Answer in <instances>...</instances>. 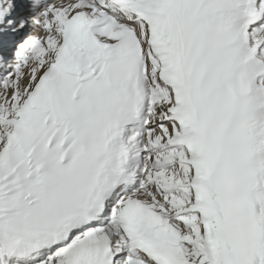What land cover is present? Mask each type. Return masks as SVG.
<instances>
[{"label": "snow or ice", "instance_id": "1", "mask_svg": "<svg viewBox=\"0 0 264 264\" xmlns=\"http://www.w3.org/2000/svg\"><path fill=\"white\" fill-rule=\"evenodd\" d=\"M0 264H264V0H0Z\"/></svg>", "mask_w": 264, "mask_h": 264}]
</instances>
